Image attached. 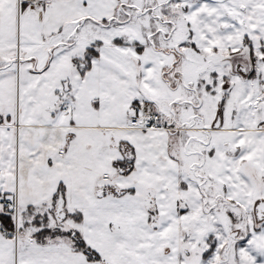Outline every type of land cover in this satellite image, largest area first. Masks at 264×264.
Returning <instances> with one entry per match:
<instances>
[{
	"label": "snow or ice",
	"instance_id": "snow-or-ice-1",
	"mask_svg": "<svg viewBox=\"0 0 264 264\" xmlns=\"http://www.w3.org/2000/svg\"><path fill=\"white\" fill-rule=\"evenodd\" d=\"M0 264H264V0H0Z\"/></svg>",
	"mask_w": 264,
	"mask_h": 264
}]
</instances>
